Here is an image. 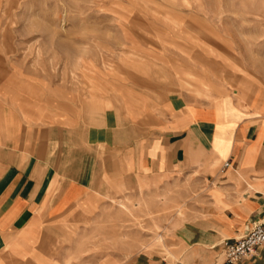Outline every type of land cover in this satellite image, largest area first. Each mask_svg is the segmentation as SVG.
<instances>
[{
	"label": "crops",
	"instance_id": "0c3cea01",
	"mask_svg": "<svg viewBox=\"0 0 264 264\" xmlns=\"http://www.w3.org/2000/svg\"><path fill=\"white\" fill-rule=\"evenodd\" d=\"M128 38L120 66L92 71L86 99L0 47V264H219L223 240L264 221V114L209 95L211 69L229 89L234 72L204 50L196 70ZM186 73L200 96L182 87ZM175 177L194 189L175 257L84 262L114 197ZM234 264H264V245Z\"/></svg>",
	"mask_w": 264,
	"mask_h": 264
},
{
	"label": "rangeland",
	"instance_id": "374dc122",
	"mask_svg": "<svg viewBox=\"0 0 264 264\" xmlns=\"http://www.w3.org/2000/svg\"><path fill=\"white\" fill-rule=\"evenodd\" d=\"M0 35L2 51L15 62L38 75L44 69L52 85L75 87L83 99L92 71L101 77L123 63L129 35L164 61L179 57L196 70L204 50L212 63L234 72L229 89L211 69L210 99L225 96L231 103L233 97L264 114V0H0ZM182 76V87L200 96L198 80ZM188 185L187 177L133 183L124 198L114 197L112 219L104 221L103 234L88 238L84 262L141 250L175 257L178 231L193 206Z\"/></svg>",
	"mask_w": 264,
	"mask_h": 264
},
{
	"label": "built area",
	"instance_id": "2783aa9c",
	"mask_svg": "<svg viewBox=\"0 0 264 264\" xmlns=\"http://www.w3.org/2000/svg\"><path fill=\"white\" fill-rule=\"evenodd\" d=\"M225 166H229L226 163ZM264 245V221L256 224L245 236L239 239H225L221 244L223 261L219 264H234L254 254Z\"/></svg>",
	"mask_w": 264,
	"mask_h": 264
}]
</instances>
